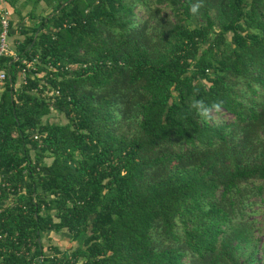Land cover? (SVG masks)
<instances>
[{
  "label": "trees",
  "instance_id": "1",
  "mask_svg": "<svg viewBox=\"0 0 264 264\" xmlns=\"http://www.w3.org/2000/svg\"><path fill=\"white\" fill-rule=\"evenodd\" d=\"M21 31L41 61L16 89L5 58L0 264H264V0H56Z\"/></svg>",
  "mask_w": 264,
  "mask_h": 264
},
{
  "label": "built area",
  "instance_id": "2",
  "mask_svg": "<svg viewBox=\"0 0 264 264\" xmlns=\"http://www.w3.org/2000/svg\"><path fill=\"white\" fill-rule=\"evenodd\" d=\"M12 13H13V6L10 2V0H0V93L10 76L9 69L5 66V58H14L18 59L21 58V64H20V73L18 76V79L15 83V88L19 89L22 87L24 83H27L28 81V75L35 76L37 74L38 65L37 63L41 61L39 55H35L33 57H29L27 55H19V43L21 41V38L19 34H16V31L14 29V23L12 20ZM23 26H20L22 28ZM51 69H54L55 66L50 63ZM45 86H49L48 82L43 81ZM43 87V85H42ZM47 88V87H46ZM37 88H35L36 90ZM44 94H54V93H60L59 88H47L46 91H44ZM35 137L37 138L38 135L36 134ZM0 175V180H1ZM9 182H3V185H9ZM9 199L7 201L0 203V213L4 210L5 205L8 203ZM11 203L14 202V200H10ZM8 236V232L0 233V238H6ZM13 238V235L11 236ZM0 249L7 250L6 246L1 247ZM44 254H41V258H43Z\"/></svg>",
  "mask_w": 264,
  "mask_h": 264
},
{
  "label": "rangeland",
  "instance_id": "3",
  "mask_svg": "<svg viewBox=\"0 0 264 264\" xmlns=\"http://www.w3.org/2000/svg\"><path fill=\"white\" fill-rule=\"evenodd\" d=\"M26 2L25 0H19L17 4L21 8L20 12H16L14 9L13 19L15 20L16 24L18 25L17 33L21 35V38H24V35L21 34L23 27H32L40 18L41 16H45L46 14L50 13L53 8V4L56 2V0H52V3L49 2V0H40L38 3H35L33 0H28L24 5L22 3ZM32 12H34V16L32 15ZM212 115L216 120H230L233 118V114L228 112L225 109H221L220 112L213 111ZM45 120L48 119L50 121L55 122H62L65 123L68 121L67 116L53 108L51 113L46 115ZM47 162H50L52 160L51 157L46 158ZM259 217H262L259 215ZM261 220L260 225L264 226V218L259 219ZM258 237H260L262 240H264V228L259 231L257 234ZM84 235H72L70 232L66 230H60V231H49L44 233L43 240L44 244L47 246L56 245L59 246L61 249H70L73 250L77 246L82 244V239Z\"/></svg>",
  "mask_w": 264,
  "mask_h": 264
},
{
  "label": "clouds",
  "instance_id": "4",
  "mask_svg": "<svg viewBox=\"0 0 264 264\" xmlns=\"http://www.w3.org/2000/svg\"><path fill=\"white\" fill-rule=\"evenodd\" d=\"M201 7V3L197 2L192 5H190V12L195 15L199 12V9ZM222 101H217L213 103L211 106L207 105L203 99H197L196 94L194 93L193 98L191 100V103L189 105L190 109L195 110L197 115H199L201 118L204 119H212V113L220 112L222 108Z\"/></svg>",
  "mask_w": 264,
  "mask_h": 264
},
{
  "label": "crops",
  "instance_id": "5",
  "mask_svg": "<svg viewBox=\"0 0 264 264\" xmlns=\"http://www.w3.org/2000/svg\"><path fill=\"white\" fill-rule=\"evenodd\" d=\"M22 3V2H21ZM23 4V3H22ZM14 14V13H13ZM12 19H13V15H12ZM13 23H14V29H15V31H16V34H18L17 33V28H18V25L16 24V22H15V20L13 19Z\"/></svg>",
  "mask_w": 264,
  "mask_h": 264
}]
</instances>
